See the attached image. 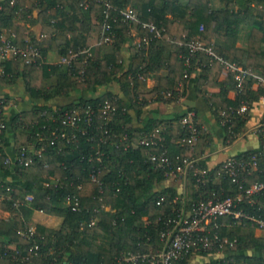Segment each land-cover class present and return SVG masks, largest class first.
I'll return each mask as SVG.
<instances>
[{
  "label": "trees",
  "instance_id": "16d2710c",
  "mask_svg": "<svg viewBox=\"0 0 264 264\" xmlns=\"http://www.w3.org/2000/svg\"><path fill=\"white\" fill-rule=\"evenodd\" d=\"M210 1L188 0L182 4L180 0H0V35L6 30L14 36L15 45L35 47L45 58L51 54L60 58L78 48L91 51L86 63L79 58L68 66H37L21 60L0 62V88L4 91L0 95L10 100L14 96L9 90L22 86L25 93L22 100L30 104L29 108L9 116L0 134V211L8 214L7 219L0 218V261L5 260L7 264H126L122 259L128 252L155 253L164 247L161 234L167 228L166 223L175 217L177 209L198 200L203 188H198L192 178L184 182L180 178L168 179L165 170L150 161V156L161 149L139 143L154 129L165 127L162 136L168 155L191 157L208 151L210 136L199 128V138L192 149L180 145L179 140L186 132L179 121L192 111L167 121L142 119L150 94L142 95L140 103L138 95L131 92L130 84L136 82L144 87L137 73L147 78L146 71L156 72L167 63L168 77L174 85L190 81L200 94L201 87L205 90L210 86L212 70L220 65L202 52L189 57L187 43L197 37L223 60L264 77V16L254 11V8L264 10V0H246L249 6L237 12L230 8L214 11ZM104 3L116 9L106 21L110 33L105 35ZM124 9H132L139 22L122 21L118 11ZM29 20L30 24L40 26L38 36L26 34V29L20 25ZM144 23L153 24L159 37L143 29ZM241 26L250 29L245 50L235 47ZM131 31L141 36V43L131 50L134 57L127 71L116 78L122 68L119 64L123 59L122 48ZM109 34L114 37L110 43H104V37ZM210 39L223 43L227 50L217 51ZM163 53L168 57L162 60ZM196 68L200 73L192 80L191 74ZM132 70L135 73L129 77ZM185 73L186 79L183 78ZM229 79L235 93L232 100L221 88L219 93L206 96L205 102L216 123L224 124L221 127L224 134L229 129L239 134L261 91L251 89L255 83L251 79L237 92L231 75ZM50 80H54V84L43 88ZM115 80L121 86L123 98L97 92ZM72 94L77 95L76 100L49 105L57 99H68ZM104 101L114 107L108 119L99 111ZM243 104L247 110L236 114ZM75 108L81 112L87 108L93 111L89 123L81 122L76 131L61 125V115ZM51 116L55 118L54 123ZM228 118L231 120L227 121ZM194 119L196 121L195 116ZM59 127L65 128L67 134H75V139L67 142L58 132L56 138L50 136V131ZM8 146L15 156H20L24 148L23 156L30 161L29 165L24 167L15 159L13 165L6 166ZM254 152L246 151L237 157ZM92 174L95 181L91 180ZM168 181L179 182L181 188L165 186ZM221 183L225 189L230 187L227 181ZM217 189L216 185H207L209 192ZM27 196L32 197L31 203L25 201ZM75 201L78 206L72 210ZM33 212L59 218L60 227L30 226L28 215ZM91 222L94 224L90 225ZM219 222L222 224L219 236L236 239L234 248L225 250L218 259L213 257L215 251L190 253L174 264H264V235L256 236L255 229L247 222L235 223L230 218ZM28 227L34 228L33 237H20L18 231ZM34 246L38 247L36 255L30 251ZM14 252H17L15 259L12 258ZM204 258L209 262L192 263Z\"/></svg>",
  "mask_w": 264,
  "mask_h": 264
},
{
  "label": "built area",
  "instance_id": "2783aa9c",
  "mask_svg": "<svg viewBox=\"0 0 264 264\" xmlns=\"http://www.w3.org/2000/svg\"><path fill=\"white\" fill-rule=\"evenodd\" d=\"M105 27L104 35L110 33V26L107 20H110V13L116 11L108 3H104ZM118 14L124 22H139V18L132 9L119 10ZM142 28L154 37H159V32L151 23L142 24ZM104 37V43H110L114 37L113 34ZM14 36L6 30L0 35V62L21 60L26 64L42 66L46 64H59L68 66L70 62L79 58H83V63L91 57L90 49L78 48L69 50L66 56L58 58L56 61H51L48 58L41 56L38 49L31 46L19 47L13 42ZM189 57L196 53L202 52L205 55L217 61L224 71L231 75L237 92H241L246 83L254 79L257 88L261 91L260 101L264 105V77L253 74L242 66L235 63H230L218 57L211 46H206L197 37L187 43ZM188 65L189 59L186 58ZM2 74V68H0ZM80 77L83 78V72H80ZM184 79L187 78L185 73ZM10 100H6L0 95V134L6 128L7 111L14 104ZM247 106L243 104L236 114L244 113ZM99 111L104 119L114 112V107L104 101L99 107ZM233 114V111H230ZM93 111L87 108L81 112L79 108L65 111L61 115V125L71 130H78V124L81 122L89 123L90 116ZM52 117V116H51ZM228 118L227 121H230ZM51 121L54 123L55 118ZM180 125L186 132V135L181 137L179 144L192 149L199 138V128L201 125L195 121L193 113H187L179 121ZM224 124H220L223 127ZM65 128H56L50 131V136L57 137V132L61 139L70 142L75 139V134H67ZM165 132V127L154 129L146 138L140 141V145L148 147H159L161 151L150 156V161L156 167L165 170V175L168 179H181L184 181L187 178H192L197 187L203 189L198 193L200 197L196 201H192L185 207L176 210V215L173 219L168 220L167 228L161 234V240L164 241V247L155 253L133 254L126 253L122 259V263L126 264H174L188 254H198L201 252H213L215 255H222L225 250L232 249L236 246V239L229 240L219 236V228L222 224L221 219L230 218L235 223H249L255 231L264 235V117L256 125L253 134L258 139V147L246 157L229 156L221 161L218 165L210 168L207 166V160L212 156L214 151L210 147L208 151L199 156L191 157H170L168 151L163 144L164 138L162 134ZM226 145L224 150L234 143L239 134H235L229 129L226 134ZM24 148L21 149L20 156L8 157L5 165L10 167L15 159L20 165L28 166L30 161L23 156ZM202 163L205 164L202 165ZM257 178V179H254ZM91 180L95 181V175H91ZM221 181H227L230 187L225 189ZM212 184L218 187L215 191H208L207 185ZM183 193V192H182ZM229 193V194H227ZM225 195V196H224ZM25 201L31 203L32 197H25ZM17 207V204L14 205ZM78 204L75 201L72 205V210L77 208ZM94 223L91 222L90 225ZM20 237L30 239L34 235V228L28 227L25 231H18ZM30 251L35 253L38 247L34 246ZM17 257V252H14L12 258ZM22 261H28L27 258H22Z\"/></svg>",
  "mask_w": 264,
  "mask_h": 264
},
{
  "label": "crops",
  "instance_id": "0c3cea01",
  "mask_svg": "<svg viewBox=\"0 0 264 264\" xmlns=\"http://www.w3.org/2000/svg\"><path fill=\"white\" fill-rule=\"evenodd\" d=\"M188 0H180L182 4H186ZM210 6L214 11H221L227 8L232 9L234 12L243 10L245 7L249 6V3L246 0H211ZM251 6H253L251 4ZM255 14L264 16V10L261 8H254ZM33 17L36 18V13L33 14ZM31 16H27V19H34ZM30 20L20 22V25L26 29V34L37 35L40 31V26L36 23L30 24ZM250 29L247 26H241L238 34V39L236 42V49L245 50L247 45V37ZM211 45H213L217 51L227 50V46L223 43L210 39ZM141 43V36L136 31H131L130 35L126 38V43L122 48V57L123 59L119 63L121 65V70L116 74V78H119L122 73L127 71L130 66V63L134 57L132 49H137ZM178 51V50H177ZM168 57L167 53H163L161 59H166ZM51 61H56L58 58L51 54L48 57ZM162 63V62H161ZM143 68L145 66H142ZM141 67V69H142ZM134 70L130 71L129 77H133ZM169 68L168 64L164 63L163 67L158 71H146L148 75L147 78H142L141 76L136 75L140 81L144 83V87L138 86L137 83L132 82L130 84V90L133 94L138 95V101L143 102L142 95L150 94L149 98L146 99V104L143 107L141 118H156L157 121H167L175 117L176 115H182L184 112L191 110L193 115L196 117V121L201 125L210 136V147L214 151L212 156L207 160V166L213 168L218 165L221 161L229 156H237L246 151H252L258 147V139L252 133L256 125L264 117V105L260 101V96L257 101L252 104L251 110L249 112V119L246 122L244 128L239 133V138L228 146L225 150V141L226 136L221 129V127L216 123L211 109L208 104L205 102V97L211 94H217L220 92V89L223 88L227 92V98L232 100L235 97L234 90H232V83L230 82L229 75L222 69L220 66H215L212 70L210 76V86L205 90L201 87L200 94H197L195 85L192 82L188 81L186 83L178 82L174 85L171 79L168 77ZM199 70L196 68L191 74L190 79H195ZM259 75L258 73H256ZM136 86V91H133ZM251 89L253 91H258L255 83H252ZM4 91L0 88V94ZM11 95H16V89L9 90ZM100 94L101 92H108L117 98H123V93L121 90L120 84L118 82H113L108 85L106 88L97 90ZM77 95L72 94L68 99H57L49 103V105H63L67 104L72 100H76ZM21 102L23 100L21 99ZM30 104L28 103H19L17 106L10 107L7 111V116L15 114L17 111L24 110L29 108ZM8 157L14 159V153L10 150V147H7ZM165 186L181 188L179 182H165ZM0 218L7 219L8 214L0 211ZM28 222L30 226L41 225L49 229H58L61 224V220L57 217L48 216L39 212H33L28 215ZM256 236H263L262 233L254 231ZM11 249H13L11 247ZM214 258H221L222 255H214ZM206 259V258H204ZM202 259V260H204ZM0 264H7L5 260H1Z\"/></svg>",
  "mask_w": 264,
  "mask_h": 264
},
{
  "label": "rangeland",
  "instance_id": "374dc122",
  "mask_svg": "<svg viewBox=\"0 0 264 264\" xmlns=\"http://www.w3.org/2000/svg\"><path fill=\"white\" fill-rule=\"evenodd\" d=\"M53 84H54V80H50V81H46L42 86H43V88L48 89ZM15 89L17 91V94L14 95V97L12 99V102H13L14 106H16V105L18 106L19 103H23L24 102V100H23V102H21V99L25 97V93H24V89H23L22 86H17ZM195 260L196 261L193 260L192 263H204V261L205 262H209L208 259H204V260H202V259H195Z\"/></svg>",
  "mask_w": 264,
  "mask_h": 264
}]
</instances>
